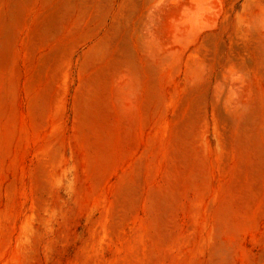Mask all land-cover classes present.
Instances as JSON below:
<instances>
[{
  "label": "rangeland",
  "instance_id": "374dc122",
  "mask_svg": "<svg viewBox=\"0 0 264 264\" xmlns=\"http://www.w3.org/2000/svg\"><path fill=\"white\" fill-rule=\"evenodd\" d=\"M0 264H264V0H0Z\"/></svg>",
  "mask_w": 264,
  "mask_h": 264
}]
</instances>
